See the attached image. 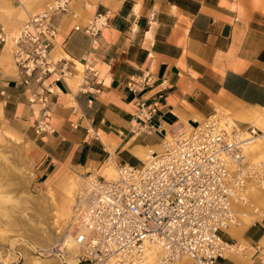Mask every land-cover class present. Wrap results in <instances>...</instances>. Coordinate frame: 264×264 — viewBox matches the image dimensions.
<instances>
[{"label":"crops","instance_id":"obj_1","mask_svg":"<svg viewBox=\"0 0 264 264\" xmlns=\"http://www.w3.org/2000/svg\"><path fill=\"white\" fill-rule=\"evenodd\" d=\"M54 1L0 0V35L9 37L0 41V129L33 142L43 173L60 165L101 168L113 180L118 167L142 166L174 127L201 122L216 104L228 106L235 120L264 127V0H70L53 19L52 57L68 60L72 75L47 76L53 131L38 133L44 109L28 101L10 40L26 17ZM97 14L108 24L95 43L75 26ZM157 99L147 132L137 119L140 104ZM261 191L251 196L264 205ZM223 235L233 250L216 264H264V221L246 216ZM179 264L193 262L184 257Z\"/></svg>","mask_w":264,"mask_h":264},{"label":"built area","instance_id":"obj_2","mask_svg":"<svg viewBox=\"0 0 264 264\" xmlns=\"http://www.w3.org/2000/svg\"><path fill=\"white\" fill-rule=\"evenodd\" d=\"M69 1L48 4L10 40L28 101L44 109L38 133L53 131L46 120L52 92L47 76L72 75L68 60L52 57L58 34L53 19L68 11ZM154 16L152 12L151 19ZM107 24V16L97 14L75 29L96 43ZM7 40L0 35V41ZM86 79L84 74L80 86ZM159 103L157 99L140 104L137 119L145 121L147 132L154 129L150 121ZM216 115L195 125L179 124L165 136L162 152L152 151L142 166L119 167L118 180L90 173L87 180L94 197L73 228L78 248L73 262L148 264L152 249L158 255L154 264H177L184 256L193 264H216L226 255L232 244L223 233L238 220L235 203L248 202L250 184L264 188V164L247 155L254 137L263 131L249 123L228 130V121Z\"/></svg>","mask_w":264,"mask_h":264},{"label":"rangeland","instance_id":"obj_3","mask_svg":"<svg viewBox=\"0 0 264 264\" xmlns=\"http://www.w3.org/2000/svg\"><path fill=\"white\" fill-rule=\"evenodd\" d=\"M216 105L217 113L238 125L244 123L234 119L228 106ZM261 113L264 115V109ZM37 150L24 136L7 127L0 129V264H76L72 259L78 248L68 237L94 197L90 188L84 189V183L88 185L90 173H101V168L85 172L82 168L60 165L43 173ZM51 177L57 178L52 183L57 191L59 180L65 177L73 178L78 187L74 190V200L66 202V208L56 209L45 195L46 181ZM255 207L260 214L254 209L247 210L250 222L264 221V205L255 202ZM244 218L241 215L240 223Z\"/></svg>","mask_w":264,"mask_h":264},{"label":"bare ground","instance_id":"obj_4","mask_svg":"<svg viewBox=\"0 0 264 264\" xmlns=\"http://www.w3.org/2000/svg\"><path fill=\"white\" fill-rule=\"evenodd\" d=\"M20 31V30H19ZM19 31L17 32V34H19ZM16 34V35H17ZM15 35V36H16ZM54 59H59V58H54ZM80 66H82V65H80ZM217 117H220V118H223V120H224V122L227 120L228 121V125H227V129L228 130H230L233 126H239L237 123H234V122H232V120L228 117V116H226V115H224V114H219V113H217V115H216ZM249 124H253L254 126H257L260 130H262L263 132L262 133H260L259 135H256L255 137H254V139H253V141H252V143H251V146H250V149H249V151H248V153H247V155H248V158L251 160V161H254V162H261V161H264L263 159H264V156H263V154H264V150H263V152L260 154V156L263 158H257L256 156H255V153H254V151L256 150V149H258L259 147H264V127L263 126H259V125H257L256 123L254 124V123H249ZM188 125V124H187ZM174 128H176L177 130H178V128H179V125L177 126V127H174ZM246 135V134H245ZM164 148L162 147V150H163ZM161 150V151H162ZM160 151V152H161ZM150 152V153H149ZM149 152H147V158L144 160L145 162H147V159L150 157V154H151V152L152 151H149ZM155 152V151H154ZM260 160V161H259ZM97 173L98 174H100V175H102L99 171H97ZM58 175V174H57ZM103 176V175H102ZM105 177V176H104ZM106 178V177H105ZM120 178V173H119V167H118V170H117V177L115 178V179H113V180H118ZM57 179V178H56ZM56 179H54V177H51L50 179H47V181H46V197L47 198H51V200H52V202H53V206L57 209V208H62V207H67V205H66V202H68V201H73L74 199V190H75V188L77 189L78 187H75V185H74V179L73 178H71V177H65L64 179H61V180H59V189H58V191L54 188V186H52L53 184V182H54V180H56ZM107 179V178H106ZM109 180V179H108ZM57 181V180H56ZM89 188H90V192H92V188H91V186H90V184H89V182H88V185L87 184H85L84 183V189L85 190H87L88 189V191H89ZM254 190H264V188L262 187V186H258V185H255V184H250V186H249V189H248V193H249V200H248V202L247 203H241V202H236L235 203V209L237 210V212H238V220H237V222L236 223H234V224H232L231 225V227H229L227 230H229V229H231L232 227H234V226H236V225H238L239 223H240V219H241V215H243V216H249V213L247 212V210H249V208L250 209H254L255 210V212H258V215L260 214L259 212H260V210L257 208V207H255V201L252 199V196H251V194L254 192ZM90 192H88V195L90 194ZM87 193V192H86ZM83 189L80 191V195L81 196H83ZM257 196H259V202L260 203H262V204H264V191H261V192H259V194H257ZM83 200H85V198H83L82 199V203L84 202ZM46 201V200H45ZM86 203V202H85ZM92 204V202L86 207V210H88L89 208V206ZM66 205V206H65ZM63 209V208H62ZM65 210V209H64ZM85 210V211H86ZM84 211V212H85ZM83 212V213H84ZM262 216H264V214L262 215ZM74 228V227H73ZM72 228V229H73ZM226 230V231H227ZM73 231V230H72ZM72 240V241H71ZM68 241H71L72 242V245H73V243H74V241H73V237L70 235L69 237H68ZM70 243V242H69ZM75 245V244H74ZM75 247H77L76 245H75ZM233 250V245H231V248H230V250H228L227 252H226V254L228 255L231 251ZM73 251V250H72ZM71 251V252H72ZM74 252V251H73ZM78 253L76 252V254H75V256L77 255ZM74 256V257H75ZM184 257H188V256H184ZM184 257H182V258H184ZM181 258V259H182ZM157 259H158V255H157V250H150L149 251V253H148V257H147V263L148 264H154L156 261H157ZM180 259V260H181ZM180 262V261H179ZM179 262L177 263V264H179Z\"/></svg>","mask_w":264,"mask_h":264}]
</instances>
